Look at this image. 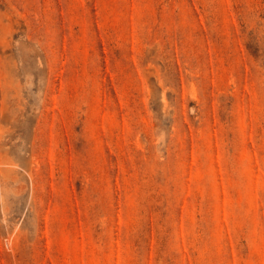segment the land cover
<instances>
[{
  "label": "rangeland",
  "instance_id": "obj_1",
  "mask_svg": "<svg viewBox=\"0 0 264 264\" xmlns=\"http://www.w3.org/2000/svg\"><path fill=\"white\" fill-rule=\"evenodd\" d=\"M0 264H264V0H0Z\"/></svg>",
  "mask_w": 264,
  "mask_h": 264
}]
</instances>
